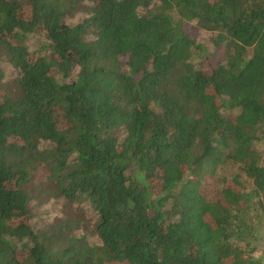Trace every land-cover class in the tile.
Segmentation results:
<instances>
[{
    "label": "trees",
    "instance_id": "1",
    "mask_svg": "<svg viewBox=\"0 0 264 264\" xmlns=\"http://www.w3.org/2000/svg\"><path fill=\"white\" fill-rule=\"evenodd\" d=\"M263 143L264 0H0V264H264Z\"/></svg>",
    "mask_w": 264,
    "mask_h": 264
},
{
    "label": "rangeland",
    "instance_id": "2",
    "mask_svg": "<svg viewBox=\"0 0 264 264\" xmlns=\"http://www.w3.org/2000/svg\"><path fill=\"white\" fill-rule=\"evenodd\" d=\"M84 17H85V13L82 12L78 16L73 17L70 20V23H77ZM186 26L189 32L192 34V36L198 38L199 42L202 43L204 47L206 48V51L210 52L212 48V45L209 41L210 34L205 32L204 30H201L198 27L197 23L187 24ZM49 44L50 43L48 42L47 38L43 35H31L29 36L28 41H27V45L29 49L36 54H41V53L46 54L48 52L47 47L49 46ZM6 61H7L6 57H4L1 60V63L4 64V67H5V76H6L5 79H3L1 82V87H4V88H5L6 83L10 82V80L13 78V69L9 64H7ZM211 63L213 62L211 61L209 63H206V66L208 67V64H211ZM4 88L2 89V92L5 91ZM260 146L264 154V143L261 144ZM238 173H240L239 168L235 165H231L229 167V172L227 176L228 178L231 179L233 178V176H235ZM46 182H47V173L45 171H40L34 175V178H33L34 187H37L40 184H44ZM219 188H220V183H218V179L216 178L213 181H209L208 183L203 184L201 189L203 190V193L208 198L212 199L215 196H217ZM32 189L34 190V188ZM65 210L66 208H64V205L62 202L55 203L53 200H47L46 197L40 195V197L38 199H35V201L33 202V213H32V219L30 222L35 227L37 226L40 228L46 227L47 225L54 223V221H56L58 217L62 216ZM22 219L23 218H19L15 221L19 222ZM256 256L264 257V236H262L261 238V246Z\"/></svg>",
    "mask_w": 264,
    "mask_h": 264
}]
</instances>
